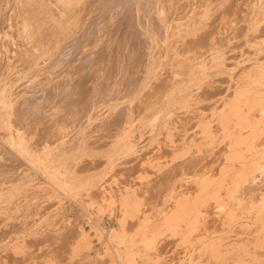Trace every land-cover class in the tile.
Segmentation results:
<instances>
[{
    "label": "rangeland",
    "instance_id": "374dc122",
    "mask_svg": "<svg viewBox=\"0 0 264 264\" xmlns=\"http://www.w3.org/2000/svg\"><path fill=\"white\" fill-rule=\"evenodd\" d=\"M16 1L17 3H15ZM63 1L67 2L65 4L68 8L63 4ZM78 1L15 0L14 2V0H0V264H247V261H250L248 264H264V217H262L264 216V205L261 206L264 201V0H239V2L238 0H232V2L231 0H216L214 1L215 4H211L212 0H206L207 2L209 1L208 4L205 0H194L196 1L195 4L191 0L189 2L188 0H168V2L166 0H81L79 3ZM224 1L226 2L225 4ZM6 2H9L7 3L8 6L5 5ZM132 2L133 4L130 5ZM164 2L167 3L165 4ZM189 3L192 8L189 7ZM198 3L201 4L199 5ZM57 4L61 5V8ZM127 4L130 5L129 7L132 6V8L128 9ZM99 5L100 7H97ZM219 5L221 7H218ZM4 6L6 7L3 8ZM193 6L196 8L199 6V8L196 9ZM229 6L230 8L232 7L231 9L234 13L228 8ZM193 10L196 13H193ZM198 11L203 13V15L201 13L203 17ZM220 11H224V14ZM175 12L179 14H175ZM185 12L189 18L185 17ZM225 12L231 13V15H227ZM191 14L194 15L191 16ZM128 15L129 18L131 17L130 19L127 17ZM195 16H198L197 20ZM226 16H228L227 19H225ZM231 16L233 20L230 18ZM186 18L192 24L185 23ZM192 18L195 20H192ZM102 19L103 23L101 22ZM117 19L119 20L118 22ZM131 19L134 23L131 22ZM181 19H185L184 22ZM121 20H124L123 25L119 23ZM233 21H236L235 24H233ZM91 22L93 23L91 24ZM116 22L118 23V29L114 27ZM88 23L90 24L89 26L93 25V27H90L91 29L89 28L88 33L91 31V34H88V36L90 35V37H87L86 33L89 27ZM174 23L176 24L173 26ZM4 25L6 26L3 27ZM171 25L172 27H170ZM189 25L192 26L190 27ZM195 25H197V28ZM198 26L202 27L199 29ZM113 27L114 29H112ZM177 28L179 31L182 30V34ZM186 28H189V30ZM111 29L118 31L114 33ZM119 29L126 30L128 34L123 30V34L122 31L120 33ZM138 30L143 34L142 38L140 33H136ZM105 31L109 32L106 33ZM2 32L6 33L3 34ZM11 32H14V34L12 33L11 35ZM207 32L208 34L212 32V34L208 35ZM233 32L238 35H234ZM79 34L80 37L78 36ZM82 34H84V37ZM126 34L128 39L131 37L134 40L132 42L131 39L127 40ZM137 34L138 36H136ZM13 35L14 37H12ZM103 36H105L104 39ZM109 36L111 39H109ZM92 37L93 39H90ZM123 37L126 38V41ZM188 37L192 39L188 40ZM83 38L85 41L82 40ZM185 38H187L188 42ZM138 39L141 41L139 42ZM183 39L185 40L183 41ZM120 41L121 43H119ZM171 41H174V44ZM190 41L193 45L190 44ZM112 42L116 47H111L113 45ZM177 42L179 44H176ZM181 42L188 48L183 43L182 45L184 46L182 47L180 45ZM200 42H203V44ZM118 44L121 49L118 47L119 51L117 49ZM135 44L136 46H134ZM97 45H101L100 49H97L99 48ZM104 45L106 46L104 47ZM195 45L196 50L194 49ZM191 46H193L195 51L191 49ZM67 47L70 50L74 47V53L71 52L72 50L69 51ZM101 47L103 50H101ZM124 47L127 49H124ZM65 48L68 51H65V54L61 53L64 52ZM109 48H112L111 52ZM142 48L144 50H140ZM170 48L173 49L170 50ZM180 48L184 52H181ZM184 49L187 52L190 50V53H186ZM103 51L108 52V55ZM171 51L172 54H170ZM100 52H103L104 55ZM126 52H129L130 55ZM195 52L199 53L196 54ZM146 53L147 57H145ZM178 53L184 54L177 56ZM105 54L108 59H105ZM170 55L177 57L173 58ZM62 57H65V59ZM71 57L75 58V60L73 61ZM169 57L174 60L170 59L171 61H168ZM225 57H231V59H226ZM83 58L87 59V62L82 61ZM101 58H104V63ZM124 58L128 60L126 63ZM209 58L211 62L208 61ZM70 59L72 62H70ZM159 59L164 61L162 62ZM192 59L193 61H191ZM234 59H237V61L234 62ZM106 60L110 63L106 62ZM140 60L144 61V63L142 64ZM164 62L165 65L167 63V72L164 71L166 67L162 66ZM192 62H195V65H192ZM87 63L90 67H87ZM76 65L78 70H83L73 69V66L75 67ZM111 66L116 70L113 67L112 69ZM157 66L159 67L157 68ZM69 68H71L72 72L69 71ZM91 69L92 72L90 71ZM107 70H109V74L106 72ZM160 70H162L161 73ZM194 70H197V74ZM74 71H76V74L74 73V76H72L71 73ZM17 72L19 73L17 74ZM61 73L64 75L61 76L67 80L61 76L59 77ZM187 73H189L188 76H186ZM65 75H68V78ZM109 75L112 78L111 82ZM114 75L115 77L113 78ZM184 75L186 79L182 78ZM39 76L40 78H37ZM53 77H58L55 82H53ZM77 77L80 79L78 78L77 80ZM44 78L45 80H43ZM88 80L91 83L87 82ZM178 80L180 84L175 82ZM70 81L76 86L70 88L72 86ZM75 81L77 84L74 83ZM66 82L68 83L66 84ZM78 83L84 86V91L81 86L79 87L81 89L80 96L77 94L78 91L77 93L75 92L79 90L77 87L79 86ZM92 83L94 84L92 85ZM68 84H70V87ZM127 84L128 86L126 87ZM148 84L150 86L149 91L147 90ZM173 84L175 85L172 86ZM91 85L94 88H91L88 92V88L92 87ZM85 88L87 91H85ZM126 89L127 91H125ZM51 90H54L53 93ZM143 92L147 93L144 94ZM83 93L87 95L84 94V97L86 96L84 99ZM76 95L79 98L81 97L80 100H86L87 103L84 101L81 103L82 101L77 100L78 96ZM72 96L76 97L72 98ZM108 96L110 98H107ZM56 97H60L58 98L60 101L56 102L58 100ZM64 98L65 101L63 102ZM90 98L93 101H90ZM74 99L77 100L79 106L75 104L76 100ZM71 100H74V103ZM66 102L68 104L72 102L76 106H72V103L67 106L64 104ZM58 103L60 106L57 105ZM190 103L191 106H189ZM62 105L65 107L63 108ZM186 105L189 107L188 113H186L187 109L184 108ZM49 106H51L52 110H55L52 111ZM67 107L69 108L66 109ZM72 107H75V109H72ZM57 111H60V113ZM64 111L68 113L67 121L69 122L66 121V123L65 119L67 117ZM54 112H57V115L59 114L61 120ZM185 114L186 119L184 117ZM204 114L211 117L207 116L206 118ZM191 115L194 117H191ZM61 116L66 118L62 119L63 117ZM188 116L191 118H188ZM115 117L119 121L115 119L111 125V121ZM180 117L186 120L187 124L185 121L183 124V121H180ZM79 118H82L81 121ZM191 119L193 122L190 121ZM207 119L208 122L206 121ZM54 120L60 123L62 130L56 121L53 122ZM75 120L80 121H78L79 126ZM70 122L71 124H69ZM104 122L105 124L107 122L108 129ZM54 123L56 127L58 126L57 128L53 127L55 125H51ZM72 123H75L77 127L73 124L71 129ZM190 123L195 124H191L193 128L191 125L189 126ZM235 123H238L239 126ZM175 124L180 130L178 128L176 130ZM148 125H151V128ZM233 125H236L239 130H235L236 127ZM180 126L184 129L182 130ZM187 126L188 128H186ZM64 127L70 128L66 130ZM110 127H112V130H110ZM147 127L149 128L147 129ZM210 127L213 128L211 129ZM233 127H235L234 130ZM197 128L198 131L196 133L198 135L195 132L192 133ZM181 130L182 133H180ZM204 130L205 132H203ZM207 131L211 132L210 135ZM228 133L235 134V136H228ZM221 136L227 143L222 141ZM230 137L236 142L230 144L232 140ZM193 139H195V142L196 140L198 141L195 143L192 141ZM220 141H222V145L219 143ZM205 142L206 144H204ZM231 145L234 147L232 146L231 148ZM222 149L226 150L227 153ZM230 150L231 152L237 150L236 153L238 154L235 152V154H230ZM211 151L215 155H212ZM187 152L190 156H188ZM192 152L196 156L200 155L198 159ZM207 153H209V156ZM228 153L233 156L237 155L239 159L236 160L237 156L234 159L233 156L229 157ZM216 154L220 156L217 155V157ZM224 154H226L227 158ZM184 155L188 156V158ZM244 157L245 159H243ZM217 158L224 163L229 158L226 163L231 162L232 164L220 163ZM232 160L236 161L232 162ZM182 161L185 163L189 162L186 163V166ZM207 162L212 163L209 164ZM218 162L219 165L217 164ZM257 162L261 164H257ZM234 165L238 166V168L235 169ZM201 166L203 170L199 169ZM246 168L248 173L247 170H244ZM250 168L252 171H249L251 170ZM230 170H232V173ZM191 172L195 174H191ZM230 174L235 175L231 176ZM189 175L191 176L189 177ZM209 175L213 176L212 178L216 176V180L215 178L213 180ZM222 175L223 177H221ZM242 176L245 178L243 179ZM237 178L240 180L239 182ZM202 179L205 183H203ZM190 180L193 182H190ZM196 180L197 182L194 183ZM199 181H202L203 185ZM228 181L231 183L228 184ZM206 182L208 184L211 182L209 187L212 190L208 188ZM219 182L222 185L221 183L219 185ZM223 182L229 185V188ZM197 183L199 184L196 185ZM182 186L187 188L184 189ZM194 186H197V189ZM198 187L199 189L203 188L201 192ZM234 187L236 188L232 189ZM189 188L194 189H192L193 191L189 190V192L187 190ZM199 192L200 194L202 193V196L199 195ZM231 193H233L232 196ZM216 196L217 198L219 196V199ZM214 197L219 201H224V207L222 202L217 201ZM198 198L201 202L199 200V205L198 203L196 205ZM193 200L194 202L196 200L195 203L193 202L195 205L192 203ZM214 203L215 205L219 204L215 206ZM212 205L215 209L211 207ZM230 207L232 208L231 212ZM257 208L258 210H256ZM199 210L202 214H205L201 216L202 214ZM207 210L209 211L207 212ZM253 212L257 213L254 214ZM230 213L233 215H230ZM222 216L223 218L230 217L226 220ZM245 216H249V218L247 219ZM231 217L235 219L232 218V220ZM253 217L255 219H252ZM261 217L263 220H259ZM256 219L258 220L256 221ZM252 220L255 222L253 223ZM258 221L259 223H257ZM227 226L229 227L227 228ZM223 227L224 229H222ZM253 237L254 241L252 242ZM247 239L252 243L247 242ZM242 241L244 242L239 244ZM239 245H243L242 249Z\"/></svg>",
    "mask_w": 264,
    "mask_h": 264
},
{
    "label": "bare ground",
    "instance_id": "6f19581e",
    "mask_svg": "<svg viewBox=\"0 0 264 264\" xmlns=\"http://www.w3.org/2000/svg\"><path fill=\"white\" fill-rule=\"evenodd\" d=\"M56 1H58V0H56ZM61 1H62V0H61ZM66 1H67V0H66ZM75 1H76V0H75ZM80 1H81V0H79L78 3H79ZM93 1H94V0H93ZM125 1H126V0H125ZM129 1H130V0H129ZM166 1L168 2V0H166ZM170 1H171V0H170ZM172 1H173V0H172ZM191 1H194V0H191ZM205 1H206V0H205ZM212 1H213V2H212ZM212 1H211V2H212L211 4H215L214 1H216V0H212ZM233 1H234V0H233ZM14 2H15V0H14ZM63 2H64V1H63ZM63 2H62V3H63ZM68 2H69V1H68ZM167 2H166V3H167ZM188 2H189V0H188ZM195 2H196V1H194V4H195ZM206 2H207V1H206ZM221 2H222V1H221ZM231 2H232V0H231ZM231 2H230V3H231ZM235 2H236V1H235ZM238 2H239V0H238ZM7 3H9V2H6L5 5L8 6ZM12 3H13V2H12ZM15 3H17V1H16ZM65 3H67V2H64L63 4H65ZM90 3H91V2H90ZM122 3H123V2H122ZM164 3H165V2H164ZM166 3H165V4H166ZM171 3H172V2H171ZM171 3H170V4H171ZM190 3L192 4V2H190ZM190 3H189V7L191 6ZM208 3H209V1L207 2V4H208ZM225 3H226V2L224 1V4H225ZM13 4H14V3H13ZM74 4H76V3H74ZM103 4H104V3H103ZM124 4L126 5L125 2H124ZM132 4H133V2L130 3V5H132ZM151 4H152V3H151ZM151 4H150V5H151ZM181 4H182V3H181ZM186 4H187V3H186ZM198 4H199V3H198ZM200 4H201V3H200ZM200 4H199V5H200ZM202 4H203V3H202ZM204 4H205V3H204ZM222 4H223V3H222ZM228 4H229V1H228ZM228 4H227V5H228ZM231 4H232V3H231ZM237 4H238V3H237ZM15 5H16V4H15ZM65 5H66V4H65ZM130 5L127 4L128 9H129V8H132V6L129 7ZM142 5H143V4H142ZM182 5H183V4H182ZM217 5H218V3H217ZM232 5H233V4H232ZM238 5H239V4H238ZM57 6H59V5L57 4ZM71 6H72V5H71ZM87 6H88V5H87ZM101 6H102V5H101ZM118 6H119V5H118ZM118 6H117V7H118ZM120 6H121V5H120ZM169 6H170V5H169ZM169 6H168V7H169ZM184 6H186V5H184ZM195 6H197V5H195ZM195 6H193V7H195ZM208 6H209V5H208ZM212 6H213V5H212ZM212 6H211V7H212ZM215 6H216V5H215ZM5 7H6V6H4L3 8H5ZM11 7H13V6H11ZM59 7L61 8V5H60ZM66 7H67V5H66ZM97 7H100V5L97 6ZM141 7H142V6H141ZM164 7H165V6H164ZM182 7H183V6H182ZM182 7H181V8H182ZM200 7H201V6H200ZM218 7H221V6L219 5ZM223 7H224V6H223ZM237 7H238V6H237ZM15 8H17V7H15ZM15 8H14V9H15ZM67 8H68V7H67ZM72 8H73V7H72ZM87 8H88V7H87ZM115 8H116V7H115ZM120 8H121V7H120ZM125 8H126V7H125ZM176 8H177V7H176ZM187 8H188V7H187ZM190 8H192V7H190ZM195 8H196V7H195ZM197 8H199V6H198ZM197 8H196V9H197ZM202 8H203V7H202ZM205 8H206V7H205ZM214 8H215V7H214ZM228 8L232 11V9H231L232 7L230 8V6H229ZM228 8H227V9H228ZM73 9H74V8H73ZM73 9H72V10H73ZM94 9H95V7H94ZM94 9H93V10H94ZM122 9H123V8H122ZM142 9H143V8H142ZM165 9H166V8H165ZM170 9H171V8H170ZM185 9H186V7H185ZM207 9H210V8H207ZM211 9H212V8H211ZM221 9H222V8H221ZM233 9H234V6H233ZM2 10H3V9H2V7H1V11H2ZM4 10H5V9H4ZM9 10H10V9H9ZM64 10H65V9H64ZM130 10H133V9H130ZM175 10H176V9H175ZM178 10H179V9H178ZM186 10H187V9H186ZM213 10H214V9H213ZM218 10H219V9H218ZM218 10H217V11H218ZM222 10H223V9H222ZM235 10H236V9H235ZM6 11H7V9H6ZM13 11L15 12V10H13ZM13 11H12V12H13ZM61 11H63V10H61ZM70 11H71V10H70ZM85 11H86V10H85ZM117 11H118V10H117ZM123 11H125V10H123ZM126 11H127V8H126ZM126 11H125V12H126ZM144 11H145V10H144ZM184 11H185V10H184ZM189 11H190V10H189ZM225 11H226V10H225ZM8 12H9V11H8ZM8 12H7V13H8ZM118 12H119V11H118ZM133 12H134V11H133ZM194 12L196 13V11L193 10V13H194ZM209 12H210V11H209ZM211 12H213V11L211 10ZM215 12H216V11H215ZM220 12H221V11H220ZM226 12H227V11H226ZM226 12H225V13H226ZM232 12H233V11H232ZM237 12H239V11L237 10ZM237 12L235 11V13H237ZM7 13H6V14H7ZM60 13H61V12H60ZM65 13H66V12H65ZM65 13H64V14H65ZM153 13H154V12H153ZM168 13H169V12H168ZM176 13H177V12H175V14H176ZM183 13H184V12H183ZM198 13L201 15L202 12L200 13V12L198 11ZM198 13H197V14H198ZM221 13L224 14V11L221 12ZM229 13H230V12H229ZM233 13H234V12H233ZM0 14H1V13H0ZM3 14H4V13H3ZM3 14H2V15H3ZM85 14H87V13H85ZM107 14H108V13H107ZM116 14H117V13H116ZM119 14H120V13H119ZM144 14H145V12H144ZM164 14H165V13H164ZM177 14H179V13H177ZM189 14H190V13H189ZM189 14H188V15H189ZM204 14H205V12H204ZM206 14H207V13H206ZM211 14H212V13H211ZM214 14H215V13H214ZM226 14H227V15H231V13H230V14L226 13ZM12 15H13V14H12ZM12 15H11V16H12ZM117 15H118V14H117ZM121 15H123V14H121ZM124 15H125V13H124ZM183 15H184V14H183ZM192 15H194V14H191V16H192ZM202 15H203V13H202ZM202 15H201V16H202ZM217 15H218V14L216 13V16H217ZM235 15H236V14H235ZM237 15H238V13H237ZM237 15H236V17H238ZM59 16H60V14H59ZM133 16H134V14H133ZM151 16H152V15H151ZM171 16H172V15H171ZM171 16H170V17H171ZM173 16H174V15H173ZM178 16H179V15H178ZM201 16H200V17H201ZM204 16H205V15H204ZM209 16H210V14H209ZM5 17H7V16H5ZM127 17L129 18V15H128ZM152 17H153V16H152ZM165 17H166V15H165ZM180 17H182V16H180ZM185 17H188V18H189V16H186V12H185ZM195 17H196L195 19L197 20V17H198V16H195ZM202 17H203V16H202ZM210 17L212 18V16H210ZM217 17H218V16H217ZM219 17H220V16H219ZM227 17H228V16H226L225 19H227ZM236 17H235V18H236ZM2 18H3V17H2ZM91 18H92V17H91ZM91 18H90V19H91ZM103 18H104V17H103ZM120 18H123V17H120ZM120 18H119V19H120ZM124 18H125V16H124ZM124 18H123V19H124ZM130 18H131V17H130ZM130 18H129V19H130ZM145 18H146V17H145ZM182 18H183V17H182ZM188 18H186V20H185V19H184V20H185V23L187 22V24H188V23L190 24L191 22H188V21H187ZM190 18H191V17H190ZM206 18H207V17H206ZM211 18H210V19H211ZM214 18H215V17H214ZM230 18H232V16H231ZM230 18H228V19H230ZM10 19H11V18H10ZM10 19H9V20H10ZM105 19H106V16H105ZM112 19H113V17H112ZM151 19H154V18H151ZM173 19H174V18H173ZM195 19L192 18V20H195ZM203 19H204V18H203ZM225 19H224V20H225ZM1 20H2V19H1ZM9 20H8V21H9ZM140 20H141V18H140ZM140 20H139V21H140ZM181 20H182V19H181ZM184 20H182V21L184 22ZM190 20H191V19H190ZM198 20H199V19H198ZM208 20H209V18H208ZM208 20H207V21H208ZM215 20H216V19H215ZM220 20H221V19H220ZM220 20H219V22H220ZM222 20H223V19H222ZM232 20H233V18H232ZM4 21H5V20H4ZM118 21H119V20L117 19V22H118ZM121 21H122V20H121ZM121 21H120L119 23L122 24V23L124 22V20H123L122 22H121ZM127 21H128V19H127ZM152 21H153V20H152ZM168 21H169V20H168ZM241 21H242V20H241ZM101 22L103 23V19H102ZM117 22H116V24H114V25H115V26H114L115 28L117 27V24H118ZM131 22H132V19H131ZM143 22H144V21H143ZM202 22H203V21H202ZM205 22H206V20H205ZM211 22H212V20H211ZM223 22H224V21H223ZM230 22H231V24H232V21H231V20H230ZM233 22H234V21H233ZM235 22H236V21H235ZM235 22H234L233 24H235ZM8 23H9V22H8ZM92 23H93V22H91V24H92ZM94 23H95V22H94ZM99 23H100V22H99ZM125 23H126V22H125ZM125 23H124V24H125ZM128 23H129V22H128ZM128 23H127V24H128ZM132 23H134V21H133ZM132 23H131V24H132ZM220 23H222V22H220ZM227 23H228V22H227ZM12 24H13V23H12ZM95 24H96V23H95ZM127 24H126V25H127ZM139 24H140V23H139ZM164 24H165V23H164ZM164 24H163V25H164ZM175 24H176V23H174L173 26H174ZM180 24H182V23L180 22ZM183 24H184V23H183ZM191 24H192V23H191ZM204 24H205V23H204ZM207 24H208V23H207ZM210 24H211V23H210ZM217 24H218V22H217ZM237 24H238V23H237ZM10 25H11V24H10ZM86 25H87V24H86ZM89 25H90V24L88 23V26H89ZM122 25H123V24H122ZM157 25H158V23H157ZM177 25H178V24H177ZM193 25H194V24H193ZM219 25H220V24H219ZM225 25H226V24H225ZM238 25H239V24H238ZM238 25H234V26H238ZM0 26H1V24H0ZM5 26H6V25H4L3 27H5ZM11 26H12V25H11ZM40 26H41V25H40ZM91 26L93 27V25H91ZM91 26L88 27V31H86L87 29L85 30L86 33H87V37H90V35L88 36V34H91V31H90V33H88V32H89V28H90ZM98 26H99V25H98ZM101 26H102V24H101ZM103 26H104V25H103ZM119 26H121V25H119ZM124 26H125V25H124ZM133 26H134V24H133ZM143 26H144V25H143ZM179 26H181V25H179ZM182 26H183V25H182ZM185 26H186V25H185ZM189 26H190V25H189ZM191 26H192V25H191ZM191 26H190V27H191ZM195 26H196V28H197V25H195ZM213 26H214V24H213ZM8 27H9V26H8ZM114 27H113L112 29H114ZM121 27L124 28L123 26H121ZM125 27H126V26H125ZM127 27H128V26H127ZM130 27H131V25H130ZM153 27H154V26H153ZM170 27H172V25H171ZM186 27H187V26H186ZM190 27H189V28H190ZM198 27H199V29H200L202 26H201V27L198 26ZM205 27H207V26L205 25ZM210 27H211V26H210ZM210 27H209V28H210ZM225 27H226V26H225ZM85 28H86V26H85ZM85 28H84V29H85ZM110 28H111V27H110ZM119 28H120V27H119ZM128 28H129V27H128ZM146 28H147V27H146ZM175 28H176V27H175ZM183 28H184V27H183ZM189 28H186V29L189 30ZM213 28H214V27H213ZM234 28H236V27H234ZM4 29H5V28H4ZM90 29H91V28H90ZM96 29H97V28H96ZM112 29H111V31H113ZM116 29H118V27H117ZM126 29H127V28H126ZM154 29H156V28H154ZM179 29H180V28H179ZM204 29H205V28H204ZM207 29H208V27H207ZM237 29H239V28H237ZM237 29H236V30H237ZM2 30H3V28H2ZM7 30H8V28H7ZM15 30H16V29H15ZM15 30H14V31H15ZM99 30H100V27H99ZM122 30L124 31V29H122ZM122 30L119 29L120 33H121ZM133 30H134V28H133ZM133 30H132V31H133ZM135 30H136V28H135ZM168 30H169V28H168ZM177 30H178V28H177ZM201 30H203V29H201ZM231 30H232V29H231ZM82 31H83V29H82ZM106 31H107V30H106ZM106 31H105V32H106ZM111 31H110V32H111ZM116 31H118V30H115V31H113V32L116 33ZM123 31H122V34H123ZM125 31H126V30H125ZM125 31H124V32H125ZM164 31H165V30H164ZM173 31H174V30H173ZM178 31H179V30H178ZM181 31H182V30H181ZM181 31H179V32H181ZM184 31H186V30L184 29ZM191 31H193V30H191ZM198 31L200 32V30H198ZM205 31H207V30L205 29ZM108 32H109V31H108ZM108 32H106V33H108ZM161 32H162V31H161ZM161 32H160V33H161ZM167 32H168V31H167ZM179 32H178V33H179ZM186 32H188V31H186ZM201 32H202V31H201ZM208 32H209V31H208ZM208 32H207V34H208ZM212 32L214 33V31H212ZM212 32L209 33L208 35L212 34ZM2 33L4 34V33H6V32H2ZM12 33L14 34V32H11V35H12ZM33 33H34V32H33ZM82 33H83V32H82ZM86 33H85V34H86ZM93 33H94V32H93ZM106 33H105V34H106ZM126 33L128 34L127 31H126ZM131 33H134V32H131ZM136 33H140V31L138 30V32H136ZM169 33H170V32H169ZM174 33H175V32H174ZM188 33H189V32H188ZM205 33H206V32H205ZM127 34H126V37H127ZM165 34H166V33H165ZM181 34H182V32H181ZM181 34H180V35H181ZM189 34H190V33H189ZM194 34H196V33H194ZM200 34H201V33H200ZM230 34H231V33H230ZM230 34H228V35H230ZM233 34H234V32H233ZM235 34H236V33H235ZM235 34H234V35H235ZM82 35H83V37H84V34H82ZM110 35H112V34L110 33ZM117 35H118V33H117ZM134 35H135V34H134ZM142 35H143V34L140 33V37H141ZM158 35H159V34H158ZM163 35H164V34H163ZM178 35H179V34H178ZM183 35H184V34H183ZM203 35H206V34H203ZM203 35H202V36H203ZM208 35H207V36H208ZM214 35H215V34H214ZM236 35H238V34H236ZM78 36L80 37V34H79ZM85 36H86V35H85ZM106 36H107V34H106ZM119 36H120V35H119ZM119 36H116V37H119ZM124 36H125V35H124ZM131 36H132V34H131ZM136 36H138V34H137ZM153 36H154V35H153ZM174 36H175V35H174ZM184 36L186 37V35H184ZM194 36H195V35H194ZM198 36H199V35H198ZM200 36H201V35H200ZM12 37H14V35H13ZM87 37H86V38H87ZM100 37H101V36H100ZM134 37H135V36H134ZM162 37H163V36H162ZM191 37H192V36H191ZM191 37H188V40H189ZM232 37H233V36H232ZM236 37H237V36H236ZM81 38H82V37H81ZM86 38H85V39H86ZM104 38H105V36H103V39H104ZM120 38H121V37H120ZM123 38H125V37H123ZM136 38H138V37H136ZM141 38H142V37H141ZM158 38H159V37H158ZM158 38H157V39H158ZM166 38H167V37H166ZM166 38H165V39H166ZM168 38H169V36H168ZM168 38H167V39H168ZM172 38H174V37H172ZM176 38H178V37H176ZM211 38H212V36H211ZM229 38H230V37H229ZM233 38H234V37H233ZM90 39H93V37L90 38ZM90 39H89V40H90ZM101 39H102V38H101ZM101 39H100V40H101ZM103 39H102V41H103ZM109 39H111L110 36H109ZM130 39H131V37H130ZM130 39H128V37H127V40H130ZM185 39L187 40V38H185ZM185 39H183V41H184ZM191 39H192V38H191ZM76 40H78V39H76ZM82 40H84V38H83ZM82 40H81V42H82ZM106 40H107V39H106ZM112 40H113V39H112ZM121 40H122V39H121ZM133 40H134V39H133ZM133 40L131 39V42H132ZM138 40H139V39H138ZM138 40H137V41H138ZM172 40H174V39H172ZM188 40H187V42H188ZM197 40H198V39H197ZM197 40H196V42H197ZM230 40H231V39H230ZM84 41H85V40H84ZM117 41H119V40H117ZM125 41H126V38H125ZM135 41H136V39H135ZM140 41H141V40H139V42H140ZM158 41H159V39H158ZM161 41H162V40H161ZM161 41H160V42H161ZM166 41H167V40H166ZM176 41H179V40H176ZM180 41H181V40H180ZM192 41H193V40H192ZM202 41H203V39H202ZM227 41H229V39H227ZM227 41H226V42H227ZM91 42H92V41H91ZM103 42H104V41H103ZM108 42H109V41H108ZM113 42H114V41H113ZM113 42H112V43H113ZM115 42H116V41H115ZM155 42H156V41H155ZM171 42H172V41H171ZM203 42H204V41H203ZM203 42H202V43L200 42V43L203 44ZM219 42H220V41H219ZM230 42H231V41H230ZM69 43H70V42H69ZM76 43H77V42H76ZM83 43H84V42H83ZM86 43H87V42H86ZM89 43H90V42H89ZM89 43H88V44H89ZM105 43H106V42H105ZM116 43H117V42H116ZM119 43H121V41H120ZM127 43H128V42H127ZM165 43H166V42H165ZM172 43L174 44V41H173ZM182 43H183V42H181L180 45H182ZM193 43H194V41H193ZM204 43H205V42H204ZM235 43H236V42H235ZM77 44H78V43H77ZM97 44H98V43H97ZM100 44H101V42H100ZM102 44H104V43H102ZM109 44H110V43H109ZM125 44H126V43H125ZM156 44H157V43H156ZM163 44H164V43H163ZM176 44H179V42H177ZM183 44H184V43H183ZM190 44H192L191 41H190ZM194 44H195V43H194ZM205 44H206V43H205ZM224 44H226V43H224ZM233 44H234V43H233ZM75 45H76V44H75ZM129 45H130V44H129ZM138 45H139V44H138ZM138 45H137V46H138ZM160 45H161V44H160ZM160 45H159V48H160ZM167 45H168V44H167ZM170 45H171V44H170ZM184 45H185V44H184ZM184 45H182V47H183ZM192 45H193V44H192ZM228 45H229V44H228ZM228 45H226V46H228ZM84 46H86V45H84ZM84 46H83V47H84ZM97 46L99 47V48H97V49H100V46H101V45H100V46L97 45ZM97 46H95V47H97ZM105 46H106V45H104V47H105ZM107 46H108V43H107ZM112 46L116 47V45H114V43H113V45H111V47H112ZM131 46H132V45H131ZM134 46H136V44H135ZM171 46H172V45H171ZM171 46H169V47H171ZM173 46H174V45H173ZM178 46H179V45H178ZM185 46H186V45H185ZM201 46H202V45H201ZM203 46H204V45H203ZM212 46H213V45H212ZM229 46L231 47V45H229ZM235 46H236V45H235ZM237 46H238V45H237ZM80 47H81V46H80ZM83 47H82V48H83ZM118 47H119V44H118V46H117V49H118ZM126 47H127V46H126ZM126 47H124V49H125ZM141 47H142V45H141ZM141 47H140V48H141ZM146 47H147V46H146ZM182 47H181V48H182ZM186 47L188 48V46H186ZM191 47H192V48H191L192 50H194V49L196 50V48H195L196 45L194 46V49H193V46H191ZM230 47H229V48H230ZM238 47H239V46H238ZM71 48H72V47H71ZM73 48H74V47H73ZM73 48L71 49V50H72V51H71V50L67 47V49H68L69 51H71V52H73ZM93 48H94V47H93ZM101 48H102V47H101ZM137 48H139V47H137ZM143 48H144V47H143ZM143 48L140 49V50H144ZM162 48H163V46H162ZM162 48H161V49H162ZM176 48H177V47H176ZM178 48H179V47H178ZM181 48H180V49H181ZM187 48H186V49H187ZM197 48H198V47H197ZM201 48H202V47H201ZM209 48H210V47H209ZM232 48H233V47H232ZM235 48H236V47H235ZM61 49H62V47H61ZM75 49H76V48H75ZM75 49H74V50H75ZM97 49H96V50H97ZM105 49H107V48H105ZM111 49H112V48H111ZM111 49L109 48L110 52H111ZM119 49H120V47H119ZM119 49H118V51H119ZM126 49H127V48H126ZM172 49H173V48H172ZM172 49L170 48V50H172ZM180 49H178V50H180ZM186 49H184L185 52H186V53H188V52L190 53V50L187 52ZM189 49H190V48H189ZM202 49H203V48H202ZM68 50H66V48H65V49L63 50L64 52H61V53H64V54H65V51L67 52ZM76 50H77V49H76ZM76 50H75V51H76ZM93 50H94V49H93ZM96 50H95V52H96ZM101 50H103V48H102ZM101 50H100V51H101ZM109 50H108V52H109ZM120 50H121V49H120ZM163 50H164V49H163ZM163 50H162V51H163ZM167 50H168V49H167ZM174 50H175V49H174ZM195 50H194V51H195ZM97 51H98V50H97ZM113 51H114V48H113ZM113 51H112V54H113ZM122 51H123V50H122ZM147 51H148V50H147ZM147 51H146V52H147ZM155 51H156V50H155ZM200 51H201V50H200ZM226 51H228V50H226ZM237 51H238V50H237ZM81 52H82V51H81ZM103 52H106V51H103ZM103 52H100V53L103 54ZM108 52H106L107 55H108ZM116 52H117V51H116ZM160 52H161V50H160ZM166 52H167V51H166ZM175 52H177V51L175 50ZM178 52L181 53V52H184V51H182V49H181V52H180V51H178ZM192 52H193V51H192ZM192 52H191V54H192ZM203 52H204V51H203ZM203 52H202V53H203ZM220 52H222V51H220ZM73 53H74V52H73ZM93 53H94V52H93ZM97 53H98V52H97ZM97 53H95V54H97ZM126 53H127V52H126ZM126 53H125V54H126ZM128 53H129V52H128ZM128 53H127V54H128ZM140 53H141V52H140ZM140 53H138V54H140ZM179 53H178V54H179ZM195 53H196V52H195ZM197 53H199V52H197ZM197 53H196V54H197ZM237 53H239V52H237ZM64 54H63V55H64ZM77 54H79V53L77 52ZM77 54H76V55H77ZM112 54H111V56H112ZM114 54H115V53H114ZM125 54H124V57H125ZM138 54H137V56H138ZM142 54H143V53H142ZM142 54H141V55H142ZM144 54H145V53H144ZM155 54H156V53H155ZM161 54H163V53H161ZM161 54H160V56H161ZM170 54H172V51L170 52ZM178 54H177V56H182L184 53H183L182 55H181V54L178 55ZM200 54H201V53H200ZM204 54H205V52H204ZM222 54H224V53H222ZM235 54H236V53H235ZM70 55H71V54H70ZM103 55H104V54H103ZM107 55L105 54V59H106V58L108 59V57H106ZM118 55H119V53H118ZM120 55H121V52H120ZM129 55H130V53H129ZM129 55H128V56H129ZM164 55H165V54H164ZM166 55H168V54H166ZM185 55H187V54H185ZM194 55H195V54H194ZM64 56L66 57V55H64ZM67 56H68V53H67ZM87 56H90V55H87ZM109 56H110V55H109ZM113 56H114V55H113ZM115 56H117V55L115 54ZM115 56H114V57H115ZM126 56H127V55H126ZM142 56H143V55H142ZM170 56H171V55H170ZM177 56H175V57H177ZM187 56H188V55H187ZM189 56H190V55H189ZM198 56H200V55H198ZM229 56H230V55H229ZM233 56H234V55H233ZM235 56L237 57V54H236ZM57 57H58V56H57ZM65 57H62V58L65 59ZM72 57H73V56H72ZM72 57H71V58H72ZM74 57H75V56H74ZM91 57H93V56H91ZM97 57H98V56H97ZM102 57H104V56H102ZM121 57H122V55H121ZM145 57H147V53H146V56H145ZM171 57L175 58L173 55H172ZM183 57H184V56H183ZM192 57H193V56H192ZM194 57H196V56H194ZM236 57H235V58H236ZM84 58H86V57H84ZM84 58L82 59V61H86V60H87V59H84ZM135 58H136V56H135ZM135 58H134V59H135ZM155 58H156V57H154V59H155ZM162 58H163V57H162ZM164 58H165V57H164ZM181 58H182V57H181ZM184 58H185V57H184ZM184 58H183V60H184ZM197 58H198V57H197ZM225 58H226V57H225ZM229 58L231 59V57H228V58H226V59H229ZM57 59H58V58H57ZM59 59H61V58H59ZM66 59L68 60V58H66ZM72 59H73V61L75 60V58H72ZM88 59H89V58H88ZM97 59H99V58H97ZM101 59H102L101 61H103L104 58H101ZM119 59H120V58H119ZM124 59H126V60H125V63H126V61H128V60H127V58H124ZM139 59H140V57H139ZM141 59H142V57H141ZM167 59H168V58H167ZM170 59H172V58L169 57V60H168V61H171ZM176 59H177V58H176ZM194 59H195V58H194ZM70 60H71V59H70ZM109 60H110V59H109ZM113 60H114V58H113ZM115 60H116V59H115ZM120 60H121V59H120ZM129 60H130V59H129ZM143 60H144V59H143ZM155 60H157V59H155ZM159 60H161V59H159ZM172 60H174V59H172ZM185 60H186V59H185ZM189 60H190V58H189ZM195 60H196V59H195ZM207 60H208V59H207ZM232 60H233V59H232ZM88 61H89V60H88ZM91 61H92V59H91ZM95 61H96V60H95ZM95 61H94V62H95ZM99 61H100V60H99ZM161 61H162V60H161ZM163 61H164V60H163ZM163 61H162V62H163ZM191 61H193V59H192ZM208 61H210V58H209ZM235 61H237V59H236V60L234 59V62H235ZM59 62H60V61H59ZM62 62H63V61H62ZM70 62H72V60H71ZM86 62H87V61H86ZM104 62H105V61H103V63H104ZM106 62H109V61L106 60ZM113 62H114V61H113ZM118 62H119V61H118ZM140 62H142V61L140 60ZM153 62H154V61H153ZM155 62H156V61H155ZM165 62H167V60H165ZM165 62H164V65H163L162 63H161V64H162V66L166 67V68H165L166 70H164V71L167 72V71H168V70H167V63H168V62L166 63V65H165ZM188 62H190V61H188ZM210 62H211V61H210ZM210 62H209V63H210ZM53 63H54V62H53ZM60 63H61V62H60ZM64 63H65V62H64ZM92 63H93V62H92ZM97 63H99V62H97ZM100 63H102V62H100ZM103 63H102V65H103ZM109 63H110V62H109ZM114 63H115V62H114ZM133 63H134V62H133ZM143 63H144V61L142 62V64H143ZM170 63H171V62H170ZM194 63H195V62H192V65H195ZM207 63H208V62H207ZM237 63H238V62H237ZM94 64L96 65V63H94ZM94 64H92V65L94 66ZM115 64H116V63H115ZM188 64H189V63H188ZM188 64H186V65H188ZM196 64H197V63H196ZM57 65H58V64H57ZM89 65H90V64H89ZM92 65H91V66H92ZM99 65H100V64H99ZM105 65H106V64H105ZM107 65H109V64H107ZM116 65H117V64H116ZM122 65H123V64H122ZM132 65H133V64H132ZM139 65H140V64H139ZM139 65H138V67H139ZM234 65H235V64H234ZM83 66H84V65H83ZM83 66H82V67H83ZM93 66H92V68H93ZM113 66H114V65H113ZM113 66H111V68H112ZM126 66H127V65H126ZM172 66H173V65H172ZM62 67H64V66H62ZM67 67H68V66H67ZM76 67H77V65H76L75 67L73 66V69L78 70V69H77L78 67H77V68H76ZM87 67H90V66H88V63H87ZM96 67H99V66H96ZM96 67H95V68H96ZM101 67H103V66H101ZM105 67H106V66H105ZM138 67H137V68H138ZM144 67H145V66H144ZM158 67H159V66H157V68H158ZM164 67H163V68H164ZM168 67H169V65H168ZM190 67H191V66H190ZM237 67H238V65H237ZM54 68H55V67H54ZM56 68H57V67H56ZM58 68H59V67H58ZM84 68H85V67H84ZM103 68H104V67H103ZM113 68H114V67H113ZM113 68H112V69H113ZM121 68H123V67H121ZM137 68H136V69H137ZM61 69H62V68H61ZM70 69H71V68H69V71H71ZM73 69H72V70H73ZM109 69H110V67H109ZM112 69H111V71H112ZM114 69H115V68H114ZM125 69H126V68H125ZM133 69H134V68H133ZM133 69H132V70H133ZM142 69H143V67H142ZM152 69H153V68H152ZM169 69H171V68H169ZM196 69H197V68H196ZM80 70H81V69H80ZM80 70H78V71H80ZM82 70H83V69H82ZM82 70H81V71H82ZM86 70H87V69H86ZM86 70H85V71H86ZM93 70H94V68H93ZM99 70H100V69H99ZM101 70H102V68H101ZM115 70H116V69H115ZM154 70H155V69H154ZM172 70H173V69H172ZM172 70H171V71H172ZM56 71H58V70H56ZM90 71L92 72V69H91ZM103 71H104V69H103ZM142 71H143V70H142ZM155 71H156V70H155ZM194 71H195V70H194ZM196 71H197V70H196ZM196 71H195V72H196ZM62 72H63V71H62ZM64 72H65V71H64ZM71 72H72V71H71ZM71 72H70V73H71ZM75 72H76V71H74L73 73H71L72 76H74L73 74H74ZM83 72H84V71H83ZM88 72H89V69H88ZM94 72H95V71H94ZM94 72H93V73H94ZM97 72H98V70H97ZM101 72H102V71H101ZM106 72H108V74H109V70H107ZM115 72H116V71H115ZM158 72H159V71H158ZM161 72H162V70H160V73H161ZM189 72H190V71H189ZM18 73H19V72H17V74H18ZM47 73H48V72H47ZM50 73H52V72H50ZM54 73H55V71H54ZM66 73L68 74V72H66ZM66 73H65V74H66ZM70 73H69V75H70ZM103 73L105 74V71H104ZM117 73H118V72H117ZM119 73H120V71H119ZM125 73H126V72H125ZM128 73H129V71H128ZM128 73H127V74H128ZM141 73H142V72H141ZM169 73H170V72H169ZM75 74H76V73H75ZM77 74H78V72H77ZM86 74H87V72H86ZM91 74H92V73H91ZM94 74H96V73H94ZM113 74H114V73H113ZM134 74H135V73H134ZM144 74H145V73H144ZM193 74H194V72H193ZM193 74H192V76L194 77ZM196 74H197V72H196ZM58 75H59V74H58ZM61 75H62V73L59 75V77H60ZM83 75H84V73H83ZM83 75H82V77H83ZM92 75H93V74H92ZM102 75H103V74H102ZM102 75H101V76H102ZM106 75H107V73H106ZM106 75H105V77H106ZM115 75H116V74H115ZM115 75L113 76V78L115 77ZM119 75H120V74H119ZM136 75L139 76V74H137V73H136ZM136 75H135V76H136ZM164 75L166 76V74H164ZM188 75H189V73H187L186 76H188ZM43 76H44V75H43ZM62 76H64V75H62ZM62 76H61V77H62ZM67 76H68V75H65V77H67ZM77 76H78V75H77ZM84 76H85V75H84ZM98 76H99V73H98ZM111 76H112V75H111ZM125 76H126V75H125ZM133 76H134V75H133ZM143 76H144V75H143ZM159 76H160V75H159ZM167 76H168V74H167ZM197 76H198V75H197ZM41 77H42V76H41ZM75 77H76V76H75ZM88 77H89V76H88ZM94 77H95V76H94ZM105 77H104V78H105ZM109 77H110V75H109ZM153 77H154V76H153ZM162 77H164V76L162 75ZM172 77H173V76H172ZM172 77H171V79H172ZM174 77H175V76H174ZM35 78H36V77H35ZM37 78H40V76L37 77ZM37 78H36V79H37ZM42 78H43V77H42ZM57 78H58V77H57ZM57 78H56V77H55V78L53 77V79H54L53 82H55V79H57ZM62 78H64V77H62ZM62 78H61V79H62ZM67 78H68V77H67ZM69 78H70V77H69ZM78 78H79V77H77V80H78ZM89 78H90V77H89ZM99 78H100V77H99ZM110 78H111V77H110ZM117 78H118V77H117ZM123 78H124V76H123ZM156 78H157V77H156ZM167 78H168V77H167ZM182 78L184 79V78H185V75H184V77H182ZM195 78H196V77H195ZM64 79H66V78H64ZM79 79H80V78H79ZM82 79H84V78H82ZM87 79H88V78H87ZM94 79H95V78H94ZM97 79H98V77H97ZM131 79H132V78H131ZM134 79H135V78H134ZM137 79H138V78H137ZM174 79H175V78H174ZM178 79H180V78H178ZM185 79H186V78H185ZM188 79H189V78H188ZM37 80L39 81V79H37ZM40 80H41V79H40ZM43 80H45V78H44ZM66 80H67V79H66ZM69 80H70V79H69ZM72 80H75V79H72ZM77 80H76V81H77ZM91 80L93 81L92 76H91ZM95 80H96V79H95ZM95 80H94V81H95ZM99 80H100V79H99ZM114 80H115V79H114ZM127 80H128V78H127ZM132 80H133V79H132ZM163 80H164V79H163ZM181 80H182V79H181ZM61 81H62V80H61ZM76 81L74 82L75 84H77ZM79 81H80V80H79ZM111 81H112V78L110 79V82H111ZM134 81H135V80H134ZM152 81H153V80H152ZM155 81H156V80H155ZM178 81H179V80H178ZM178 81H175V82H177L178 84H180V81H179V82H178ZM183 81H184V80H183ZM198 81H199V80H198ZM49 82H50V81H49ZM64 82H65V80H64ZM81 82H82V81H81ZM87 82L91 83L90 80H88ZM87 82H86V83H87ZM96 82H97V80H96ZM105 82H106V81H105ZM107 82H108V81H107ZM173 82H174V81H173ZM173 82H172V83H173ZM217 82H218V81H217ZM67 83H68V82H66V84H67ZM70 83H72V82L70 81ZM103 83H104V82H103ZM112 83H113V82H112ZM114 83H116V82H114ZM132 83H133V82H132ZM150 83H153V82H150ZM150 83H149V84H150ZM154 83H156V82H154ZM181 83H182V81H181ZM187 83H188V82H187ZM50 84H51V83H50ZM52 84H53V83H52ZM57 84H60V83H57ZM87 84H88V83H87ZM93 84H94V83H92V85H93ZM109 84H110V83H109ZM122 84H123V83H122ZM149 84H148V89H147L148 91H149V89H150V88H149V87H150ZM178 84H176V85H178ZM55 85H56V84H55ZM69 85H70V84H68V86H69ZM78 85H79V86H77V87L79 88V87L81 86L82 90L84 91V89H83L84 86L80 85V83H78ZM92 85H91V86H92ZM97 85H98V84H97ZM104 85H105V83H104ZM116 85H117V84H116ZM129 85H130V84H129ZM154 85H155V84H154ZM174 85H175V84H173L172 86H174ZM53 86H54V84H53ZM53 86H52V87H53ZM56 86H57V85H56ZM73 86H74V85H73V83H72V86H71V87L69 86V87H70V88H73ZM75 86H76V85H75ZM75 86H74V87H75ZM95 86H96V84H95ZM105 86H106V85H105ZM109 86H110V85H109ZM127 86H128V84L126 85V87H127ZM145 86H146V85H145ZM168 86H169V85H168ZM43 87H44V86H43ZM43 87H42V88H43ZM60 87H62V86H60ZM65 87H66V85H65ZM77 87H76V89H78ZM88 87H89V86H88ZM106 87H107V86H106ZM113 87H114V84H113ZM117 87H118V86H117ZM170 87H171V85H170ZM40 88H41V87H40ZM44 88H45V87H44ZM46 88H47V87H46ZM50 88H51V86H50ZM53 88L55 89V87H53ZM86 88H87V86H86ZM86 88H85V91H87ZM91 88H94V87H93V86H92V87H89V88H88V89H89L88 92L90 91ZM101 88H103V87L101 86ZM115 88H116V87H115ZM146 88H147V86H146ZM152 88H153V87H152ZM171 88H172V87H171ZM74 89H75V88H74ZM95 89H96V88H95ZM97 89H98V87H97ZM104 89H105V88H104ZM133 89H134V88H133ZM39 90H40V89H39ZM79 90H80V91H79ZM79 90H76L75 92L77 93V91H78L77 94L80 96V95H81V89L79 88ZM102 90H103V89H102ZM170 90H171V89H170ZM51 91H52V90H51ZM53 91H54V90H53ZM53 91H52V93H53ZM56 91H57V87H56ZM58 91H59V88H58ZM69 91H74V90H69ZM125 91H127V89H126ZM144 91H145V90H144ZM193 91H194V90H193ZM235 91H236V90H235ZM235 91H234V92H235ZM40 92H42V91H40ZM65 92H66V91H65ZM65 92H64V95H65ZM79 92H80V94H79ZM88 92H87V93H88ZM98 92H99V91H98ZM120 92H121V90H120ZM168 92H169V90H168ZM168 92H167V93H168ZM52 93H51V94H52ZM58 93H59V92H58ZM67 93H71V92H67ZM67 93H66V96H67ZM123 93H124V92H123ZM129 93H130V92H129ZM143 93H144V92H143ZM146 93H147V92H146ZM146 93H144V94H146ZM226 93H227V92H226ZM36 94H37V92H36ZM41 94H42V93H41ZM56 94H57V93H56ZM61 94H62V92H61ZM73 94L75 95L74 92H73ZM73 94H72V95H73ZM84 94L86 95V93H83V99L87 96V95H86V96L84 97ZM89 94H90V93H89ZM91 94H92V93H91ZM94 94H95V92H94ZM139 94H140V93H139ZM139 94H138V95H139ZM141 94H142V93H141ZM45 95L47 96V94H45ZM78 95H76V96H78ZM92 95H93V94H92ZM95 95H96V94H95ZM109 95H110V94H109ZM225 95H226V94H225ZM40 96H41V95H40ZM42 96H44V95H42ZM55 96H56V95H55ZM55 96H54V97H55ZM76 96H74V97L72 96V98H75ZM79 96H78V99H77V100L82 101V100H80L81 97L79 98ZM97 96H98V95H97ZM101 96H102V95H101ZM111 96H112V95H111ZM141 96H142V95H141ZM54 97H53V99H55ZM69 97H70V96H69ZM91 97H93V96H91ZM103 97H104V96H103ZM125 97H126V96H125ZM139 97H140V95H139ZM46 98H47V97H46ZM56 98L58 99V98H60V97H56ZM61 98H62V97H61ZM70 98H71V97H70ZM87 98H88V97H87ZM94 98H95V97H94ZM99 98H100V96H99ZM99 98H98V99H99ZM107 98H110V97L108 96ZM121 98H122V96H121ZM223 98H224V97H223ZM47 99H48V98H47ZM92 99H93V98H92ZM101 99H102V98H101ZM115 99H116V98H115ZM117 99H118V98H117ZM49 100H50V99H49ZM51 100H52V99H51ZM55 100H56V99H55ZM62 100H63V99H62ZM74 100H76V99H74ZM74 100H71V101H73V103H74ZM77 100L75 101V102H76L75 104H77ZM108 100H109V99H108ZM221 100H222V99H221ZM52 101H53V100H52ZM58 101H60V99H58L56 102H58ZM64 101H65V98H64L63 102H64ZM79 101H78V102H79ZM83 101H84V100H83ZM83 101H82L81 103H83ZM90 101H93V100H91V98H90ZM94 101H95V99H94ZM99 101H100V100H99ZM106 101H107V100H106ZM106 101H105V102H106ZM111 101H112V100H111ZM117 101H118V100H117ZM50 102H51V101H50ZM54 102H55V101H54ZM84 102L87 103L86 100H85ZM101 102H102V100H101ZM107 102H108V101H107ZM137 102H138V101H137ZM182 102H183V101H182ZM186 102H187V101H186ZM70 103H72V102H69V104L66 102V103H64V104H66L67 106H68V105L70 106ZM73 103H72V106H76V105H73ZM79 103H80V102H79ZM81 103H80V104H81ZM97 103H98V100H97ZM92 104H93V103H92ZM105 104H106V103H105ZM133 104H134V103H133ZM57 105L60 106L59 103H58ZM77 105L79 106V104H77ZM82 105H83V104H82ZM94 105H96V104H94ZM62 106H63V105H62ZM78 106H77V107H78ZM90 106H91V105H90ZM176 106H177V105H176ZM176 106H174V107H176ZM184 106H185V105H184ZM189 106H191V103H190ZM49 107H50V109L52 110L51 106H49ZM53 107H55V105H53ZM64 107H65V106H63V108H64ZM83 107H84V106H83ZM93 107H94V106H93ZM95 107H97V106H95ZM122 107H123V106H122ZM186 107H187V108H186ZM186 107H184V108L187 109L186 113H188V108H189V107H188L187 105H186ZM198 107H199V106H198ZM211 107H212V106H211ZM57 108H58V107H57ZM59 108H60V107H59ZM68 108H69V107H67L66 109H68ZM73 108L75 109V107H72V109H73ZM88 108H89V107H88ZM226 108H227V107H226ZM226 108H225V109H226ZM228 108H229V105H228ZM60 109H61V108H60ZM122 109H123V108H122ZM126 109H127V108H126ZM131 109H132V108H131ZM134 109H135V108H134ZM211 109H212V108H211ZM53 110H55V109H53ZM53 110H52V111H53ZM62 110H65V109H62ZM70 110H71V109H70ZM78 110H79V109H78ZM78 110H76V111L78 112ZM97 110H98V109H97ZM124 110H125V109H124ZM171 110H172V109H171ZM191 110H192V109H191ZM208 110H209V109H208ZM215 110H216V109H215ZM219 110H220V109H219ZM219 110H218V111H219ZM66 111H67V110H66ZM66 111H64V112H66ZM72 111H73V110H72ZM117 111H118V110H117ZM174 111H175V110H174ZM182 111H185V110H182ZM196 111H197V110H196ZM57 112L60 113V111H57ZM57 112H54V113H56L55 115H57ZM64 112H63V113H64ZM68 112H69V110H68ZM73 112H74V111H73ZM92 112H93V111H92ZM92 112H91V113H92ZM123 112H124V111H123ZM170 112H171V111H170ZM214 112H215V111H214ZM220 112H221V111H220ZM225 112H226V111H225ZM51 113H52V112H51ZM74 113H75V112H74ZM86 113H87V112H86ZM89 113H90V110H89ZM116 113H117V112H116ZM120 113H121V112H120ZM175 113H176V112H175ZM184 113H185V112H184ZM184 113H183V114H184ZM190 113H191V111H190ZM206 113H208V112H206ZM212 113H213V111H212ZM61 114H62V113H61ZM61 114H60V115H61ZM71 114H72V113H71ZM75 114H76V113H75ZM81 114H82V112H81ZM172 114H174V112H172ZM176 114H177V113H176ZM181 114H182V112H181ZM213 114H214V113H213ZM251 114H252V113H251ZM49 115H51V114H49ZM52 115L54 116L53 113H52ZM77 115H78V114H77ZM93 115H94V112H93ZM112 115H113V114H112ZM116 115H117V114H116ZM119 115H121V114H119ZM177 115H178V114H177ZM187 115H188V114H187ZM204 115H206V114H204ZM221 115H222V114H221ZM65 116H66V117L68 116V113H67V112H66V115H65ZM65 116H64V117L61 116V117H63L62 119H65V118H66ZM71 116H72V115H71ZM84 116H85V115H84ZM90 116H92V115H90ZM90 116H89V117H90ZM99 116H100V115H99ZM121 116H122V115H121ZM172 116H174V115H172ZM185 116H186V114L184 115V117H185ZM192 116H193V115H191V117H192ZM207 116H210V115H206V118H207ZM212 116H213V115H212ZM218 116H219V115H218ZM218 116H217V117H218ZM224 116H225V115H224ZM224 116H223V118H224ZM49 117H50V116H49ZM54 117H55V116H54ZM57 117H59V120H61L59 114L57 115ZM86 117H87V115H86ZM92 117H93V116H92ZM112 117H114V116H112ZM112 117H111V118H112ZM119 117H120V116H119ZM119 117H118V118H119ZM123 117H124V116H123ZM176 117H178V116H176ZM191 117L188 116V118H191ZM193 117H194V116H193ZM210 117H211V116H210ZM215 117H216V113H215ZM50 118H52V117H50ZM71 118H73V117H71ZM71 118H70V119H71ZM77 118H78V117H77ZM82 118H83V116H82ZM82 118H81V119H82ZM107 118H108V117H107ZM127 118H128V117H127ZM134 118H135V117H134ZM155 118H157V117H155ZM188 118H187V120H188ZM206 118H205V119H206ZM55 119H56V117H55ZM67 119H68V117L65 119V123H66ZM70 119H69V120H70ZM79 119H80V118H79ZM81 119H80V121H81ZM87 119H88V118H87ZM97 119H98V118H97ZM115 119H117V117H115V118L113 119V121L110 120V121H111V125H112V122H114ZM120 119H121V118H120ZM125 119H126V118H125ZM180 119H181V117H180ZM180 119H179V120H180ZM185 119H186V117H185ZM205 119H204V120H205ZM208 119H209V118H208ZM208 119L206 120L207 122H208ZM211 119H212V118H211ZM214 119H215V118H214ZM214 119H213V121H214ZM216 119H217V118H216ZM224 119H225V118H224ZM231 119H232V118H231ZM231 119H230V120H231ZM235 119H236V118H235ZM238 119H239V118H238ZM246 119H247V118H246ZM50 120H51V119H50ZM106 120H107V119H106ZM117 120H118V119H117ZM123 120H124V118H123ZM123 120H122V122H123ZM194 120H195V119H194ZM204 120H203V122H204ZM55 121H56V123H58L57 120H54L53 122H55ZM70 121H71V120H70ZM75 121H77V120H75ZM78 121H79V120H78ZM78 121H77V123H78L77 125L79 126V122H80V121H79V122H78ZM82 121H83V120H82ZM85 121H86V120H85ZM118 121H119V120H118ZM124 121H125V120H124ZM132 121H133V120H132ZM177 121H178V120H177ZM180 121H183V122H182L183 124L186 122V120H183V118H182ZM180 121H178V122L180 123ZM184 121H185V122H184ZM190 121H192V119H191ZM190 121H189V122H190ZM195 121L197 122V120H195ZM210 121H211V120H210ZM234 121H236V120H234ZM238 121H239V120H238ZM51 122H52V120H51ZM61 122H62V121H61ZM63 122H64V121H63ZM67 122H69V121H67ZM165 122H167V121H165ZM192 122H193V121H192ZM211 122H212V121H211ZM75 123H76V122H75ZM75 123H72V125H71V129H72L73 124L75 125ZM81 123H82V122H81ZM115 123H116V122H115ZM130 123H131V122H130ZM130 123H129V124H130ZM151 123H153V122H151ZM168 123H169V121H168ZM171 123H172V122H171ZM182 123H181V124H182ZM199 123H200V122H199ZM212 123H213V122H212ZM249 123H250V122H249ZM58 124H59L58 126L61 128L60 123H58ZM67 124H68V123H67ZM67 124H65V125H67ZM69 124H71V122H70ZM104 124H105V122H104ZM106 124H107V122H106ZM106 124H105V125H106ZM109 124H110V123H109ZM116 124H117V123H116ZM121 124H122V123H121ZM149 124H150V123H149ZM181 124H180V125H181ZM183 124H182V126H183ZM186 124H187V122H186ZM191 124H194V123H190L189 126H190ZM208 124H210V123H208ZM235 124L239 126L238 123H235ZM51 125H55V123H54V124H51ZM51 125H50V126H51ZM80 125H81V124H80ZM100 125H102V124H100ZM124 125H125V124H124ZM124 125H123V126H124ZM143 125H144V123H143ZM151 125H152V124H151ZM151 125H148V126L150 127ZM176 125H177V124H175V127H176ZM194 125H195V124H194ZM203 125H205V124H203ZM236 125H233V126L236 127L235 130H239V129L237 128ZM58 126H57V127H58ZM62 126H64V125L62 124ZM68 126H69V125H68ZM75 126H76V125H75ZM93 126H94V125H93ZM95 126H96V124H95ZM116 126H117V125H116ZM120 126L123 127L122 125H120ZM129 126H130V125H129ZM145 126H146V125H145ZM145 126H144V127H145ZM185 126H186V125H185ZM207 126H208V125H207ZM209 126H210V125H209ZM227 126H228V125H227ZM53 127H56V125L53 126ZM57 127H56V128H57ZM76 127H77V126H76ZM112 127H113V126H112ZM112 127H110L111 129H110V128H109V129L112 130ZM124 127H125V126H124ZM144 127H143V128H144ZM149 127H147V129H148ZM152 127H153V126H152ZM164 127H165V126H164ZM180 127H181V126H180ZM191 127H192V125H191ZM202 127H205V126H202ZM235 127H233V130H234ZM64 128L67 130V129H69L70 127H69V128L64 127ZM64 128H63V130H65ZM79 128H80V127H79ZM90 128H91V127H90ZM106 128H107V125H106ZM114 128H115V127H114ZM138 128H139V127H138ZM138 128H136V129L138 130ZM140 128H141V127H140ZM150 128H151V127H150ZM177 128L179 129V127H176V130H177ZM181 128H182V130L184 129L183 127H181ZM186 128H188V126H187ZM186 128H185V129H186ZM192 128H193V127H192ZM210 128L212 129L213 127H210ZM81 129H82V128H81ZM94 129H95V128H94ZM94 129H93V130H94ZM104 129H105V128H104ZM107 129H108V128H107ZM117 129H118V128H117ZM122 129H124V128H122ZM141 129H142V128H141ZM147 129H146V130H147ZM189 129H191V128L189 127ZM201 129H202V128H201ZM207 129H209V128L207 127ZM255 129H256V128H255ZM61 130H62V128H61ZM99 130H100V129H99ZM113 130H114V129H113ZM115 130H116V129H115ZM134 130H135V129H134ZM179 130H180V129H179ZM182 130H181L180 133H182ZM195 130H196V129H195ZM231 130H232V129H231ZM231 130H230V131H231ZM233 130H232V131H233ZM120 131H122V130H120ZM197 131H198V128H197L196 131L193 130L192 133H194V132L196 133ZM201 131H202V130H201ZM228 131H229V130H228ZM122 132H123V131H122ZM125 132H126V131H125ZM145 132H147V131H145ZM145 132H144V133H145ZM199 132H200V130H199ZM199 132H198V133H199ZM203 132H205V130H204ZM207 132H208V131H207ZM135 133H136V132H135ZM135 133H134V134H135ZM141 133H142V132H141ZM183 133H184V132H183ZM192 133H191V134H192ZM208 133H209V132H208ZM210 133H211V132H210ZM210 133H209V135H210ZM232 133H234V132H232ZM235 133H236V131H235ZM246 133H247V132H246ZM196 134H197V133H196ZM226 134H227V133H226ZM228 134H229L228 136L232 135V134H230V133H228ZM197 135H198V134H197ZM203 135H204V133H203ZM212 135H213V134H212ZM220 135H221V134H220ZM238 135H239V134H238ZM238 135H237V136H238ZM186 136H187V135H186ZM189 136H190V135H189ZM194 136H195V134H194ZM207 136H208V135H207ZM228 136L225 135L226 138H227ZM232 136H235V134H233ZM247 136H248V135H247ZM251 136H252V135H251ZM195 137H197V136H195ZM195 137H194V138H195ZM202 137H203V136H202ZM225 137H224V138H225ZM179 138H180V137H179ZM186 138H188V137H186ZM192 138H193V137H192ZM213 138H215V136H213ZM221 138H222V136H221ZM230 138H231V137H230ZM233 138H235V137H233ZM189 139H190V137H189ZM195 139H196V138H195ZM195 139H193L192 141L195 142ZM222 139H223V138H222ZM227 139H229V138H227ZM231 139H232V138H231ZM237 139H238V138H237ZM248 139H249V138H248ZM253 139H254V138H253ZM199 140H200V139H199ZM229 140H230V139H229ZM232 140H233V139H232ZM232 140H231V142H230V141H228V142H230V144H232V142H236V141H234V140L232 141ZM184 141L186 142V140H184ZM197 141H198V140H196V142H197ZM201 141H202V140H201ZM222 141H225V142H226L225 139H223ZM222 141L219 142L221 145H222ZM239 141H240V140H239ZM196 142H195V143H196ZM212 142H213V141H212ZM186 143H187V142H186ZM186 143H185V144H186ZM223 143H224V142H223ZM226 143H227V142H226ZM237 143H239V142L237 141ZM202 144H203V143H202ZM204 144H206V142H205ZM224 144H225V143H224ZM228 144H229V143H228ZM243 144H244V143H243ZM255 144H256V142H255ZM186 145H189V144H186ZM195 145H196V144H195ZM211 145H212V144H211ZM218 145H219V144H218ZM218 145H216V146H218ZM238 145H239V144H238ZM238 145H237V146H238ZM193 146H194V143H193ZM198 146L200 147L199 144H198ZM201 146H203V145H201ZM226 146H228V145L226 144ZM232 146H233V145H231V148H232ZM188 147H189V146H188ZM195 147H196V146H195ZM208 147H210V146H208ZM224 147H225V146H224ZM228 147H229V146H228ZM233 147H234V146H233ZM192 148H193V147H192ZM197 148H198V147H197ZM200 148H202V147H200ZM213 148H214V147H213ZM213 148H212V150H213ZM226 148H227V147H226ZM226 148H225V149H226ZM214 149H215V148H214ZM235 149H239V148H235ZM235 149H234V150H235ZM189 150H191V149H189ZM189 150H188V152L191 153V151H189ZM194 150H195V149H194ZM215 150H216V149H215ZM215 150H213V151H215ZM222 150H223V149H222ZM228 150H229V149H228ZM196 151H197V150H196ZM202 151H203V150H202ZM213 151H211V152H212V155H215V154H213ZM223 151H224V150H223ZM225 151H226V150H225ZM225 151H224V152H225ZM188 152H187V153H188ZM193 152H194V151H193ZM193 152H192V154H194ZM218 152H219V151H218ZM230 152H231V150H230ZM234 152L236 153L237 150L234 151ZM234 152H231L230 154H233ZM187 153H186V154H187ZM189 153H188V156H190ZM197 153H198V151H197ZM202 153L204 154V152H202ZM202 153H201V154H202ZM215 153H216V152H215ZM220 153H221V152H220ZM226 153H227V151H226ZM235 153H234V154H235ZM198 154H199V153H198ZM207 154H208V156H209V153H207ZM221 154H222V153H221ZM228 154H229V153H228ZM230 154H229V157L233 156V155H230ZM236 154H238V153H236ZM245 154H246V153H245ZM194 155H195V154H194ZM212 155L210 154V156H212ZM217 155H219V154H216V156H217ZM224 155H225V157H226V154H224ZM184 156H186V155H184ZM188 156H186V157L188 158ZM191 156H192V155H191ZM195 156H196V155H195ZM199 156H200V155H199ZM199 156H198V155L196 156L197 159H198ZM201 156H202V155H201ZM219 156H220V155H219ZM221 156L223 157V155H221ZM235 156H237V155H235ZM235 156H233V159L235 158ZM244 156H245V155H244ZM213 157H215V156H213ZM213 157H212V158H213ZM217 157H218V156H217ZM222 157H220V158L222 159ZM183 158H184V157H183ZM189 158H190V157H189ZM191 158H192V157H191ZM200 158H201V157H200ZM204 158H205V157H204ZM208 158H209V157H208ZM210 158H211V157H210ZM215 158H216V157H215ZM215 158H214V159H215ZM226 158H227V157H226ZM193 159H194V157H193ZM193 159H191V160H193ZM197 159H196V160H197ZM217 159H218V158H217ZM228 159H229V158H228ZM228 159H227V160H228ZM231 159H232V158H231ZM237 159H239L238 156L236 157V160H237ZM243 159H245V157H244ZM185 160H187V159L185 158ZM191 160H189V161H191ZM194 160H195V159H194ZM208 160H209V159H208ZM208 160H207V161H208ZM227 160H226V162H227ZM236 160H232V162H233V161H236ZM189 161H188V162H189ZM214 161H216V160H214ZM218 161L220 162L219 159H218ZM229 161H231V160H229ZM182 162H183L184 164L188 163V162L185 163L184 161H182ZM204 162H205V160H204ZM219 162L217 163L218 165H219ZM221 162L224 163L223 161H221ZM221 162H220V163H221ZM226 162H225L224 164H228V163L232 164L231 162H228V163H226ZM237 162H238V161H237ZM191 163H192V162H191ZM191 163H190V164H191ZM193 163H194V161H193ZM207 163H209V162H207ZM210 163H212V162H210ZM210 163H209V164H210ZM201 164H202V160H201ZM213 164H214V163H213ZM230 164H229V165H230ZM237 164H238V163H237ZM237 164H235V165H237ZM257 164H261V163H260V162H259V163L257 162ZM199 165H200V164H199ZM202 165H203V164H202ZM206 165L208 166V164H206ZM229 165H228V166H229ZM235 165H234V166H235ZM238 165H239V164H238ZM186 166H187V164H186ZM207 166H206V167H207ZM231 166H232V165H231ZM183 167H185V166H183ZM220 167H221V166H220ZM222 167H224V166H222ZM235 167H236L235 169L238 168V166H235ZM242 167H243V166H242ZM226 168H227V167H226ZM239 168H241V167L239 166ZM188 169H189V168H188ZM196 169H198V168L196 167ZM199 169H202V166H201ZM248 169H249V167H248ZM248 169L246 168V169H244V170H245V171L247 170V173H248ZM250 169H251V168H250ZM192 170L194 171V169H192ZM192 170H191V171H192ZM202 170H203V169H202ZM232 170H233V172H234V168H233ZM232 170H230L231 173H232ZM193 171H192V172H193ZM216 171H217V170H216ZM216 171H215V172H216ZM218 171H220V170L218 169ZM224 171H225V170H224ZM230 171H229V173H230ZM249 171H252V169L249 170ZM253 171H254V170H253ZM192 172H191V174H195V173H192ZM194 172H195V171H194ZM200 172H201V170H200ZM240 172H241V171H240ZM256 172H257V171H256ZM185 173H186V172H185ZM216 173H217V172H216ZM218 173H219V172H218ZM235 173H236V171H235ZM196 174H197V172H196ZM206 174H207V173H206ZM224 174H227V173H224ZM236 174H237V173H236ZM239 174H240V173H239ZM243 174H244V171H243ZM250 174H251V173H250ZM250 174H249V175H250ZM262 174H263V172H262ZM199 175H200V174H199ZM212 175H214V173H212ZM230 175H231V174H230ZM234 175H235V174H233V175H231V176H234ZM241 175H242V173H241ZM252 175H253V174H252ZM162 176H163V175H162ZM187 176H188V175H187ZM187 176H186V178H187ZM190 176H191V175H189V177H190ZM203 176H204V174H203ZM209 176H210V175H209ZM225 176H226V175H225ZM228 176H229V174H228ZM228 176H227V177H228ZM244 176H245V175H244ZM244 176H242L243 179L245 178ZM184 177H185V176H184ZM210 177H211V176H210ZM212 177H213V176H212ZM212 177H211V178H212ZM215 177H216V176H214V178H215ZM221 177H223V175H222ZM227 177H226V178H227ZM229 177H230V176H229ZM240 177H241V176H240ZM247 177H248V176H247ZM197 178H199V177H197ZM197 178H196V179H197ZM202 178H203V177H202ZM214 178H212V179L214 180ZM235 178H236V177H235ZM199 179H200V178H199ZM231 179H232V177H231ZM233 179H234V178H233ZM243 179H242V180H243ZM183 180H184V178H183ZM208 180H209V179H208ZM215 180H216V178H215ZM228 180H230V179H228ZM235 180H236V179H235ZM237 180H238V178H237ZM184 181H185V180H184ZM187 181H188V180H187ZM187 181H186V182H187ZM191 181H192V180H190V182H191ZM193 181H194V179H193ZM193 181H192V182H193ZM202 181H203V183H205V181H204L203 179H202ZM202 181H201V182H202ZM222 181H223V180H222ZM230 181H231V180H230ZM232 181H233V180H232ZM239 181H240V180H238V182H239ZM190 182H189V183H190ZM196 182H197V180H196L194 183H196ZM199 182H200V181H199ZM201 182H200V184L203 185ZM207 182H208V181H207ZM207 182H206V183H207ZM212 182H213V181H212ZM189 183H188V184H189ZM210 183H211V182H210ZM210 183H209V184H210ZM213 183H215V182H213ZM216 183H217V182H216ZM220 183H221V182H219L218 184L220 185ZM223 183H224V182H223ZM229 183H231V182L228 181V184H229ZM184 184L187 185V183H185V182H184ZM184 184L182 183V185H184ZM198 184H199V183H197L196 185H198ZM207 184H208V183H207ZM209 184L207 185L208 188H210V187H209ZM225 184H226V183H224V185H225ZM221 185H222V183H221ZM226 185H227V184H226ZM237 185H238V183H237ZM188 186L190 187V185H188ZM205 186H206V185H205ZM211 186H212V185H211ZM216 186H217V185H216ZM228 186H229V185H227V187H228ZM180 187H181V185H180ZM182 187H183L184 189L187 188V187L185 188L184 186H182ZM194 187L196 188L197 186H194ZM199 187H200V186H199ZM199 187H198V189H199ZM213 187H214V184H213ZM204 188H206V187H204ZM208 188H207V189H208ZM220 188H221V187H220ZM228 188H229V187H228ZM235 188H236V187H234V188H232V189H235ZM192 189H194V188H192ZM192 189L189 188V189H187V190L189 191V190H192ZM196 189H197V188H196ZM196 189H195V190H196ZM202 189H203V188H202ZM202 189H199L200 192L202 191ZM210 189H211V188H210ZM224 189H225V188H224ZM224 189H223V191H224ZM187 190H184V191H187ZM195 190H194V191H195ZM205 190H206V189H205ZM211 190H212V189H211ZM192 191H193V190H192ZM226 191H227V188H226ZM189 192H190V191H189ZM189 192H187V193H189ZM200 192H199V195L202 196V193L200 194ZM221 192H222V191H221ZM221 192H220V193H221ZM224 192H225V191H224ZM228 192H229V191H228ZM233 192H234V191H233ZM195 193H196V192H195ZM196 194H197V193H196ZM218 194H219V193H218ZM221 194H222V193H221ZM221 194H219V195H221ZM232 194H233V193H231V196H232ZM193 195H194V193H193ZM197 195H198V194H197ZM222 195H223V194H222ZM229 195H230V194H229ZM223 196H224V195H223ZM225 196H226V195H225ZM209 197H210V196H209ZM229 197H230V196H229ZM191 198H192V197H191ZM214 198H215V197H214ZM216 198H217V196H216ZM216 198H215V199H216ZM215 199H213V200H215ZM217 199H219V196H218ZM217 199H216V200H217ZM225 199L227 200V198H225ZM190 200H191V199H190ZM199 200H200L199 198H198V202H196V200H195L196 205H197V203H198V205H199ZM203 200H204V199H203ZM220 200H221V199H220ZM207 201H208V200H207ZM209 201H211V200H209ZM217 201H219V200H217ZM233 201H234V200H233ZM237 201H238V200H237ZM193 202H194V200L192 201V203H193ZM195 202H194V203H195ZM200 202H201V200H200ZM219 202H222V201H219ZM231 202H232V201H231ZM194 203H193V204H194ZM205 203H206V202H205ZM215 203H216V202H215ZM215 203H214V205H215ZM223 203H224V201L222 202V206L224 207ZM218 204H219V203H218ZM218 204H217V205H218ZM238 204H239V203H238ZM194 205H195V204H194ZM205 205H206V204H205ZM205 205H204V206H205ZM208 205H209V203H208ZM217 205H215V206H217ZM232 205H233V204H232ZM262 205H264V201L261 203V206H262ZM204 206H203V207H204ZM235 206H236V205H235ZM196 207H197V206H196ZM203 207H202V208H203ZM205 207H206V206H205ZM211 207L214 208L213 205H212ZM227 207H228V206H227ZM256 207H257V206H256ZM207 208H208V207H207ZM216 208H217V207H216ZM230 208H231V207H230ZM232 208H233V206H232ZM232 208L230 209V212H231ZM254 208H255V207H254ZM254 208H253V209H254ZM199 209H200V208H199ZM214 209H215V208H214ZM228 209H229V208H228ZM240 209H242V208H240ZM209 210L211 211L210 207H209ZM209 210H207V212H208ZM248 210H249V209H248ZM248 210H247V211H248ZM256 210H258V208H257ZM259 210H260V209H259ZM194 211L196 212L195 209H194ZM197 211H198V210H197ZM236 211H237V210H236ZM242 211H243V210H242ZM249 211L251 212V210H249ZM252 211H253V210H252ZM199 212H200V210H199ZM202 212H203V211H202ZM224 212H225V211H224ZM234 212H235V211H234ZM243 212H244V211H243ZM257 212H258V211H257ZM257 212H255V213H257ZM200 213H201V212H200ZM209 213H210V212H209ZM212 213H214V212H212ZM226 213H228V212H226ZM226 213H225V215H226ZM232 213H233V212H232ZM232 213H230V215H233ZM235 213H236V212H235ZM245 213H246V212H245ZM247 213H248V212H247ZM253 213H254V212H253ZM255 213H254V214H255ZM258 213H259V212H258ZM260 213H261V212H260ZM262 213H263V212H262ZM201 214H202V213H201ZM204 214H205V213H204ZM204 214H202L201 216H203ZM240 214H241V213H240ZM249 214H250V213H249ZM213 215H214V214H213ZM215 215L217 216L216 213H215ZM219 215H220V214H219ZM221 215H222V214H221ZM228 215H229V213H228ZM241 215H242V214H241ZM245 215H248V214H245ZM251 215H252V214H251ZM211 216H212V215H211ZM226 216H227V215H226ZM236 216H238V215H236ZM258 216H259V215H258ZM260 216H261V215H260ZM224 217H225V216H224ZM229 217H230V216H228L227 218L229 219ZM239 217H240V215H239ZM245 217H246V216H245ZM255 217H256V216H255ZM262 217H264V216H262ZM262 217H261V219H259V220H263L264 218L262 219ZM210 218H212V217H210ZM213 218H214V217H213ZM217 218H218V217H217ZM222 218H223V216H222ZM227 218H223V219H226V220H227ZM232 218H233V217H231V219H232ZM243 218H244V216H243ZM246 218L248 219L249 216L246 217ZM219 219H220V218H219ZM233 219H235V218H233ZM233 219H232V220H233ZM236 219L238 220L237 217H236ZM252 219H255V218L253 217ZM215 220H218V219H215ZM232 220H231V221H232ZM237 220H235V221H237ZM245 220H246V219H245ZM250 220H251V219H250ZM257 220H258V219H256V221H257ZM211 221H212V220H211ZM228 221H229V220H228ZM241 221H242V220H241ZM252 221H253V220H252ZM233 222H234V221H233ZM250 222H251V221H250ZM254 222H255V221H253V223H254ZM214 223H215V222H214ZM220 223H223V222H220ZM227 223H229V222H227ZM231 223H232V222H231ZM257 223H259V221H258ZM222 225H223V224H222ZM227 225H228V224H227ZM241 225H242V224H241ZM241 225H240V227H242ZM262 225H263V224H262ZM220 226H221V225H220ZM224 226H226V225H224ZM228 227H229V226H227V228H228ZM234 227H236V226H234ZM222 229H224V227H223ZM232 229H233V228H232ZM226 230H228V229H226ZM253 239H254V237L252 238V242L254 241ZM244 241H245V240H244ZM244 241H242V242L239 243V244H242ZM247 242L252 243L251 241H248V239H247ZM244 245H245V244H244ZM242 246H243V245H242ZM242 246L239 245L240 248H241ZM241 249H242V248H241ZM239 250H240V249H239ZM243 250H244V248H243ZM242 252H243V251H242ZM242 252H241V253H242ZM232 253H233V252H232ZM237 253H238V252H237ZM241 253H240V254H241ZM233 254H234V253H233ZM235 255H236V254H235ZM235 255H234V256H235ZM231 257H232V255H231ZM252 260H253V259H252ZM247 262L249 263L250 261H247ZM252 262H253V261H252ZM248 263H247V264H248ZM254 263H255V261H254ZM245 264H246V263H245Z\"/></svg>",
    "mask_w": 264,
    "mask_h": 264
}]
</instances>
